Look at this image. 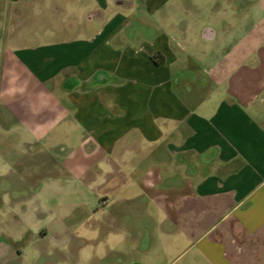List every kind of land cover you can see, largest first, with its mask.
Instances as JSON below:
<instances>
[{"label":"crops","instance_id":"obj_1","mask_svg":"<svg viewBox=\"0 0 264 264\" xmlns=\"http://www.w3.org/2000/svg\"><path fill=\"white\" fill-rule=\"evenodd\" d=\"M128 1L58 0L62 39L41 49L59 61L39 76L76 70L61 83L72 92L74 121L97 145L132 152L133 166L147 171L146 192L176 212L166 234L183 235L207 264H264V38L230 64L193 60L187 23L162 14L170 0ZM16 2L7 0L6 15ZM43 2L28 21H38ZM69 9L81 19L66 21ZM49 11L44 31L54 32ZM98 72L108 81L94 79ZM134 243L138 249L140 239Z\"/></svg>","mask_w":264,"mask_h":264},{"label":"rangeland","instance_id":"obj_2","mask_svg":"<svg viewBox=\"0 0 264 264\" xmlns=\"http://www.w3.org/2000/svg\"><path fill=\"white\" fill-rule=\"evenodd\" d=\"M6 3L0 0V264H207L183 235L166 234L174 227L163 223V202L146 192L147 171L133 166L132 152L99 146L76 124L72 92L61 86L76 70L39 76L59 61L57 52L41 49L62 39L55 29L44 31L51 0L35 8L38 21L24 24L6 15ZM163 13L178 26L187 23L197 61L230 64L264 38V0L237 7L229 0H170ZM68 14L66 21L81 19V11ZM205 26L217 31L211 43L199 36ZM141 231L152 235L143 252L134 243Z\"/></svg>","mask_w":264,"mask_h":264},{"label":"flooded vegetation","instance_id":"obj_3","mask_svg":"<svg viewBox=\"0 0 264 264\" xmlns=\"http://www.w3.org/2000/svg\"><path fill=\"white\" fill-rule=\"evenodd\" d=\"M36 1H38V0H20V2L12 3V5L10 6L11 18L18 21L20 24H24L25 22H27L30 15H31V10L34 7V2H36ZM229 1L232 4L236 5V7H237V3H239V1L259 2L260 0H229ZM116 3L121 7H128L129 6L128 0H118V2H116ZM238 8H239V6H238ZM242 11L243 10H241V13L244 12V11L243 12ZM61 14H62V8L58 4V0H52L50 11L48 13V17L50 19V23H51L52 27L56 30V32H60L64 27L60 23ZM31 25H32V22L28 23L27 26L29 27ZM76 83H77V81L74 79H69L67 82V84L69 86L75 85ZM166 203L167 204H166L163 211L167 215V222H163V223L164 224H170V223L174 222V220L176 219V212L172 209V207L170 205V200H166ZM140 228H142V230H143L142 224L140 225ZM150 236H151V233L145 234L144 232L142 233V231H141L140 246L138 247L137 251L141 252L143 250V247L145 246L146 242L149 240ZM121 264H142V263H141V261H138V260H131V261L129 260L126 263L121 262Z\"/></svg>","mask_w":264,"mask_h":264},{"label":"water","instance_id":"obj_4","mask_svg":"<svg viewBox=\"0 0 264 264\" xmlns=\"http://www.w3.org/2000/svg\"><path fill=\"white\" fill-rule=\"evenodd\" d=\"M215 37H216V30L214 28L208 26L202 30L201 38L203 41L212 42L215 40ZM94 79H96L98 82H103V80L105 82L108 81L107 76L102 72H98L94 76Z\"/></svg>","mask_w":264,"mask_h":264},{"label":"trees","instance_id":"obj_5","mask_svg":"<svg viewBox=\"0 0 264 264\" xmlns=\"http://www.w3.org/2000/svg\"><path fill=\"white\" fill-rule=\"evenodd\" d=\"M152 58L157 65L163 63L164 61V56L160 52H156Z\"/></svg>","mask_w":264,"mask_h":264}]
</instances>
